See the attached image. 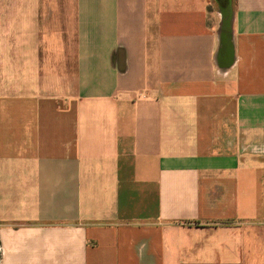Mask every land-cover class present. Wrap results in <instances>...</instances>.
Masks as SVG:
<instances>
[{"label":"crops","instance_id":"crops-1","mask_svg":"<svg viewBox=\"0 0 264 264\" xmlns=\"http://www.w3.org/2000/svg\"><path fill=\"white\" fill-rule=\"evenodd\" d=\"M0 264H264V0H0Z\"/></svg>","mask_w":264,"mask_h":264}]
</instances>
